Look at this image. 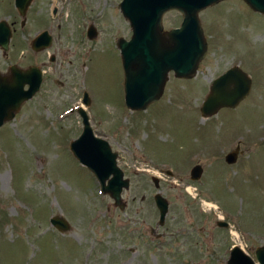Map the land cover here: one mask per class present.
Returning a JSON list of instances; mask_svg holds the SVG:
<instances>
[{"label": "rangeland", "instance_id": "rangeland-1", "mask_svg": "<svg viewBox=\"0 0 264 264\" xmlns=\"http://www.w3.org/2000/svg\"><path fill=\"white\" fill-rule=\"evenodd\" d=\"M198 14L208 47L196 72L170 71L156 101L130 109L117 38L132 29L119 0H31L23 23L14 0H0V19L14 27L0 71L12 62L43 70L39 89L0 125V264H229L233 244L256 260L264 242V12L219 0ZM180 20L170 8L163 28ZM43 29L52 42L34 50ZM235 63L251 77L249 92L203 115L212 79ZM80 104L129 178L122 208L70 150L82 130ZM236 146V160L225 161ZM196 163L198 179L190 176ZM156 192L168 200L161 223ZM55 214L68 230L50 222Z\"/></svg>", "mask_w": 264, "mask_h": 264}, {"label": "water", "instance_id": "water-1", "mask_svg": "<svg viewBox=\"0 0 264 264\" xmlns=\"http://www.w3.org/2000/svg\"><path fill=\"white\" fill-rule=\"evenodd\" d=\"M31 0H14L18 12L25 19L26 9ZM219 0H121L120 8L128 18L132 32L128 39L120 36L117 45L120 48L123 69V92L125 104L130 109H144L150 102L157 100L164 89L169 71L178 77H191L198 63L204 57L208 43L199 17V10ZM253 9L264 12V0H245ZM176 8L181 14L177 26L163 28V13ZM12 28L7 19H0V47L7 50ZM96 34L90 24L88 35ZM52 35L47 29L38 32L31 40L34 50L47 47ZM42 81V69L36 64L21 67L15 63L9 65V71H0V125L14 115L21 102L30 98L39 89ZM251 77L238 64L231 65L213 78L209 92L203 99L200 111L203 115L215 113L222 106H235L249 92ZM90 97L83 94V103L88 105ZM82 130L72 138L69 147L74 156L87 166L96 176L101 192L108 193L114 203L124 207L122 190L129 186V178L124 177L123 169L117 163V151L109 141L94 132L89 115L80 105ZM238 154V146L225 153V161L233 162ZM172 174L169 169L166 171ZM202 165L194 164L190 169L191 178L198 179ZM155 183L158 178L153 176ZM159 211L160 223L168 210V200L161 192L154 194ZM50 221L59 230L70 227L69 222L60 214L50 217ZM227 225V221H217ZM254 258L239 245L230 248L229 264H264V242L255 247Z\"/></svg>", "mask_w": 264, "mask_h": 264}, {"label": "flooded vegetation", "instance_id": "flooded-vegetation-1", "mask_svg": "<svg viewBox=\"0 0 264 264\" xmlns=\"http://www.w3.org/2000/svg\"><path fill=\"white\" fill-rule=\"evenodd\" d=\"M120 1L121 0H119V3H120ZM245 1V0H244ZM219 2V1H218ZM245 3L246 4H248L246 1H245ZM249 5V4H248ZM120 6V5H119ZM9 22V21H8ZM10 23V26H11V28H12V30L14 29V27H13V25H12V23L11 22H9ZM22 23V22H21ZM91 24V23H90ZM90 24L87 26V28H86V33H87V35H88V29H89V27H90ZM179 24V23H178ZM177 25V24H176ZM174 26V25H173ZM95 27V26H94ZM95 29H96V27H95ZM32 47V46H31ZM3 50V49H2ZM3 52H6V50H3ZM54 58V55H52V57H51V59H53ZM12 63H15V62H12ZM12 63H10L9 65H11ZM15 64H17V63H15ZM31 64H35V63H31ZM8 65V66H9ZM17 65H19V64H17ZM30 65V64H29ZM29 65H27V66H29ZM36 65H38V64H36ZM19 66H21V67H27V66H22V65H19ZM39 66V65H38ZM40 67V66H39ZM41 68V67H40ZM8 69H9V67H8ZM42 69V68H41ZM43 71V70H42ZM3 72V71H2ZM173 73V72H172ZM42 78H43V72H42ZM158 235V234H157Z\"/></svg>", "mask_w": 264, "mask_h": 264}, {"label": "bare ground", "instance_id": "bare-ground-1", "mask_svg": "<svg viewBox=\"0 0 264 264\" xmlns=\"http://www.w3.org/2000/svg\"><path fill=\"white\" fill-rule=\"evenodd\" d=\"M209 204H214V203H212V202H209ZM208 204V205H209ZM214 207H216V206H214ZM233 233L237 236L238 235V233L236 232V231H233Z\"/></svg>", "mask_w": 264, "mask_h": 264}]
</instances>
